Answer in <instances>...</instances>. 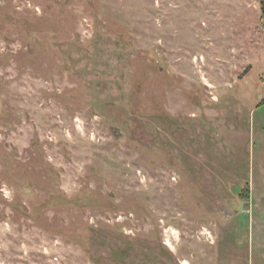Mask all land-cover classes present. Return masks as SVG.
Returning a JSON list of instances; mask_svg holds the SVG:
<instances>
[{
  "label": "rangeland",
  "instance_id": "374dc122",
  "mask_svg": "<svg viewBox=\"0 0 264 264\" xmlns=\"http://www.w3.org/2000/svg\"><path fill=\"white\" fill-rule=\"evenodd\" d=\"M261 1L0 0V264H264Z\"/></svg>",
  "mask_w": 264,
  "mask_h": 264
},
{
  "label": "trees",
  "instance_id": "16d2710c",
  "mask_svg": "<svg viewBox=\"0 0 264 264\" xmlns=\"http://www.w3.org/2000/svg\"><path fill=\"white\" fill-rule=\"evenodd\" d=\"M261 11H262V15L264 17V0L261 1ZM246 191H248V189Z\"/></svg>",
  "mask_w": 264,
  "mask_h": 264
}]
</instances>
